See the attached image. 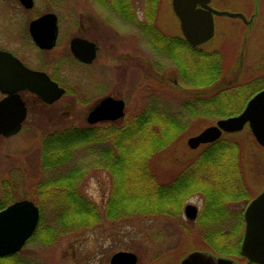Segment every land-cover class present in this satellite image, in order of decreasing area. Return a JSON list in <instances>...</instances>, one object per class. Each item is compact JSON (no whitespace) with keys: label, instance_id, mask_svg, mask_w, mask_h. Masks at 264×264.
Here are the masks:
<instances>
[{"label":"rangeland","instance_id":"obj_1","mask_svg":"<svg viewBox=\"0 0 264 264\" xmlns=\"http://www.w3.org/2000/svg\"><path fill=\"white\" fill-rule=\"evenodd\" d=\"M133 3L138 16H142L147 10L144 0H134ZM168 6V0H159L158 12H156L158 22L164 30H168L171 33L178 32V27H176L177 20ZM213 6L218 10L227 12H240L244 15L245 20L248 18L250 20L251 16L254 17H252L253 19L251 18V22L248 20L250 23H244V19L237 16L216 14L214 16L215 33L211 39L202 43L199 48L181 47L176 49V51L181 55L190 57L191 55H209V53H212L211 50L216 49V54L222 55L223 76L211 87L222 86L231 81L242 82L243 88L237 94V103L240 105L244 98L246 101L256 92L255 90L259 87L260 80L250 83L246 89L245 82L264 76V0H213ZM46 11H52L57 15L59 43L65 41L68 35L75 33V26L78 25L79 20H86L89 15L93 16L94 19H104L110 14L111 20L118 19L115 18L116 15L106 12L104 9L102 10L92 0H34L33 8L26 10L25 21L31 18L33 12L37 14ZM8 19L6 13L4 21H8ZM120 24L123 55L124 52L137 53V55L167 54L161 51L152 52L149 45H146L145 39L140 36L138 29L131 27L125 21ZM26 40H28V36ZM11 42L14 43V41ZM107 43L109 42L107 41ZM26 56L27 58L25 59L33 64H38L40 59L41 61L43 60L40 55ZM52 56L57 57L58 61H60L62 55ZM187 57L186 60L190 61L192 59ZM157 59L160 60L161 65H165V61L160 56ZM154 62L157 63L156 60ZM61 67L62 69L59 66L57 76L63 79L64 84L69 85L75 94L71 100L72 103L69 96L61 97L58 102L61 104L67 101V103L71 104V107L68 108L70 113L69 115L66 114L65 110L67 107L60 110L53 109L54 111L51 110L50 112L47 109L38 116L32 115L16 134L10 137L0 136V189L2 181L7 180L15 189L16 199L30 198L34 201L35 197L27 196V192L33 187L39 176L45 178L53 172L63 171L65 165L68 170L76 164H88L90 167L88 166L84 174L75 180V184L83 197L91 201L99 209H104L114 186V175L104 163L95 164L97 161L95 154L100 153V150L78 149L73 154L76 155L73 158L70 157L72 152L62 156L65 164L59 165L58 170H52V167V171L50 170L49 173L46 171L47 169L40 171L39 153L44 135L53 129L86 125L83 114L86 112L87 106L79 101L86 100L87 96L90 98L89 100L93 101L102 95L101 89L98 88L100 75L97 71L88 73L85 67L74 63L72 60H69L68 64L66 62L62 63ZM164 68L169 71H164L165 75L158 78L156 77L157 73L161 72L162 67L154 65V69L151 72L155 76L153 77V87L151 89H145V86H140L141 84L144 85L146 80L150 81L152 78H148L145 75L140 79L136 92H131L132 84L127 76L122 78L120 84L121 94L126 98L125 119L128 118L130 120V116L146 107L149 102H153L152 105H157V101L165 105V107L157 105L158 107H163L161 108L162 111L186 113L184 121L190 123L188 131L168 149L155 155L154 163L158 179L161 181L169 180L178 171L188 167L189 161L194 154L198 153L199 148H190L186 143L187 137L196 134L203 127L215 123L218 118L216 116L208 117L202 115L193 117L192 115H187V112L183 111L185 110L183 105L191 103L192 100L188 98L193 94H203L201 92L208 89L195 88L190 81V83L185 82L188 80L184 81L183 74L181 75L180 71L175 76L171 72V68L168 66ZM106 74L108 79L106 84L107 86L111 85L113 88V74L112 72L110 74L106 72ZM173 80L179 83V88H177ZM92 86L94 87L91 89ZM249 92L254 93L248 95ZM48 113L50 115H47ZM125 119L115 123V125L120 127L121 124L125 123ZM101 126H107V124ZM226 136L230 140L239 141L245 182L249 186L250 193L254 194L264 186V148L259 146L254 140L247 125L239 131L229 132ZM234 153L233 150H230L229 153L224 154L233 156ZM82 154L85 155L82 156ZM71 158L72 161L68 162L67 160ZM228 167L232 166L228 164ZM204 169L205 167L196 168L190 172H200L198 175L202 178V175L205 176L203 173ZM186 199H188L187 202L189 203H194L195 200H198V205H200L201 199L193 193L187 196ZM243 206L244 202L240 201L230 205V208L240 210ZM184 213L182 209L178 217L152 214V216L148 217L103 218L92 227L63 234L61 238L51 245L34 239L28 240L20 250V259L29 262V264H109V258L114 252L126 250L137 255L136 264H179L180 259L188 251L192 249H209L205 247L207 243L203 240V237L212 229L220 227L225 232L227 231L223 239L229 242H233L238 237V223L235 222L234 217L219 223L206 224L199 223L197 218L194 219L195 217L190 219ZM102 216H104L103 213L100 217ZM43 217L52 220L53 217H56L54 209L45 205L41 218L43 219ZM238 222L240 232L238 238H240L243 221L239 220ZM220 240L222 239H216L214 243H219ZM237 258L241 260L238 256ZM242 263L244 262L241 261Z\"/></svg>","mask_w":264,"mask_h":264},{"label":"trees","instance_id":"obj_2","mask_svg":"<svg viewBox=\"0 0 264 264\" xmlns=\"http://www.w3.org/2000/svg\"><path fill=\"white\" fill-rule=\"evenodd\" d=\"M186 47L189 45L186 44ZM187 58L193 60H187L186 65L194 68L190 69L191 71L186 70V74L182 75L184 81L188 80L185 82H191L195 88L208 90L201 92L203 94L190 96L188 99L192 101L183 105L185 108L183 111L193 117L202 115L226 117L237 114L246 102L244 98L240 105L237 103V94L243 88V83L231 81L222 86L211 87L223 76L222 55H191ZM211 61L218 64V72L213 75H210L209 70ZM256 80H260V83L255 91L263 88L264 76L245 82V89ZM253 93L249 92L248 95ZM156 104L165 107L158 101ZM157 105L153 104L151 108L139 110L120 127L115 124L107 126L86 124L81 127L67 126L55 129L44 135L41 150L47 156L44 158L46 162L61 160L62 156L71 152L70 157L73 158L78 149L100 150V153L95 154L97 160L95 164L104 163L112 171L114 186L104 209H99L82 196L75 184V180L80 178L90 165L76 164L68 170L65 165L63 171L48 174L43 183L33 186L27 192V196L35 197L34 201L40 208L41 217L45 205L54 209L56 217L45 223L43 221L46 218L40 217L42 221L29 240L34 239L51 245L63 234L92 227L103 218L148 217L152 214L176 216L187 196L203 190L206 207H209L212 205L210 199L216 187L228 186L233 176L241 181L243 167L239 141L230 140L225 134L202 145L186 169L178 171L167 181L159 180L154 163L155 155L172 146L188 131L190 123L184 121L186 113L162 111L163 107ZM230 150L235 152L233 156L224 154ZM228 164L233 168L228 167ZM201 167H205L203 170L205 176L202 175V178L198 175L200 172L197 174L190 172V169ZM214 183L216 185H213ZM10 185L7 180L2 181L0 209L16 199L15 189L12 185L10 188ZM224 197L228 195L225 194ZM102 213L105 217H100ZM228 218L197 219L199 223L215 224ZM234 218L239 224L241 218ZM225 233L218 227L208 231L203 240L206 241L209 250L215 253L238 256V252L231 250L229 245L214 243L216 239L224 240ZM20 258L19 252L7 254L0 257V264H29Z\"/></svg>","mask_w":264,"mask_h":264},{"label":"flooded vegetation","instance_id":"obj_3","mask_svg":"<svg viewBox=\"0 0 264 264\" xmlns=\"http://www.w3.org/2000/svg\"><path fill=\"white\" fill-rule=\"evenodd\" d=\"M10 1L0 0V49L5 50L11 55L15 56L23 65L27 66L28 68L45 73L51 81H53L58 85V87L63 89V92L59 97L50 101L46 100V97L50 96L48 92H45L44 95H41L40 93L31 90L28 87L19 88L13 93H10L8 90L0 89V100L10 96V94H17L20 102L22 103L24 117L20 122V129L23 127L26 121H28L32 117V115L38 116L41 113L45 112L47 109H49L50 112L53 109L60 110L64 107H67L65 112L67 115H69L70 111L68 108L71 107V104L67 103V101H64L61 104L58 102V100L63 96H69V99L71 101L74 98L73 96L75 94L74 90H72L69 85H65L64 80L57 76L59 66L62 69V63L66 62V64H68L69 60H72L74 61V63L85 67L86 72L88 73H94L97 71V73L100 75V84H98V88L101 89L102 95L99 96L98 99L93 101L89 100L90 98L88 96L86 97V100L78 101L80 103L83 102L84 105L87 106V110L83 114L86 124L112 125L125 119L126 98L121 94L120 85L124 76H127L129 81L131 80V92H136V90H138V83L140 82V79L144 77V75L148 78H152L150 79V81L146 80V82H144V85L141 84L140 86H145V89H151L153 87V77L155 76L153 75V72H151L154 69V65L162 67L161 72L157 73L156 77L158 78L163 77L165 75L164 71L168 70L167 68H164L165 66L171 68V72L175 76H177L176 73L179 74V69L176 64H186L187 56L181 55L179 52L177 53L176 49L186 47V44L189 45V47L186 48H199L198 45H192L187 42L186 38L184 37L180 28L179 20L173 12L171 0H168V7L177 20L176 27H178V32L171 33L168 30H164L163 27H160L156 13L158 12L157 7L159 5V0H144L147 10L140 17L138 16L136 8L134 6V0H92L96 2L102 8V10L104 9L106 12L116 15V17H114L118 19L111 20L110 14L104 19H94L93 16L89 15L86 20H79L78 25L75 26L76 32L68 35L65 38V41H63L62 43H59V27L57 24V34L55 42L49 47L38 44L35 40H33L29 31L30 22L45 12H40L37 14L33 12L31 18L28 21H25L26 10H30L31 8H33L34 0L33 5L30 7L24 6L20 2V0ZM209 4L214 7L213 0H210ZM6 13L9 18L8 21H4V15ZM252 17L253 16H251V18ZM248 20L249 18L246 20L244 18V23H250L252 21L249 20L250 22H248ZM123 21L128 23V25H130L131 27H135L136 30L138 29L140 31V36L145 39L146 45H149L152 52H166V55L161 54L164 58L161 55H137V53L131 52H124L123 55V48L121 46L120 40V23ZM27 36L28 40H26ZM75 37L80 38L79 43H77V48L80 51V55H84V60L76 57L75 55L77 54H75L72 50L71 41ZM11 41H14V43H12ZM107 41L109 43H107ZM211 51L212 53H209V55H218L215 52L216 49H213ZM26 55H40L43 60L41 61L40 59V62L38 64H33L25 59L27 58ZM52 55H62L60 57L61 60L58 61V58ZM87 55L93 56L92 58H90V60H87V57H89ZM159 56L162 58V60L165 61V65L160 64V60L157 59ZM154 60H156L157 63H155ZM193 68L194 66L188 65L187 71ZM106 72H108V74L112 72L113 74V88L111 87V85L107 86L106 84L108 83ZM174 83H176L177 88H179V83H177V81H175ZM2 85H4V82ZM6 87H9V85H7ZM93 87L94 86H92L91 89ZM107 96L122 100L123 114L114 119L102 118L95 122H89L87 119L88 113ZM152 103L153 102H149V104L143 108H149L150 105L153 106ZM4 113L7 112L4 111ZM5 115L8 116V113ZM47 115H50V113H48ZM105 115H107L106 112ZM127 120L128 118L125 119V122ZM6 122H10L8 118H6ZM20 129L18 131H20ZM17 132L9 135L0 134V136L10 137ZM44 153L45 152L43 150H40V171L47 169L46 171L49 173L52 167V170L56 171L58 170L57 168L59 165L65 164V161H63L62 159L53 162H46L44 158H46L47 156ZM67 161H72V158ZM193 170L194 169H190V171ZM242 177L243 178L241 179V181H239L237 177L233 176L232 182L228 186L220 185L216 187L213 190V196L210 199L212 205H210L209 207H206L205 204L204 190L202 192H194L193 194L195 196H199V199H201L200 205H198V200H195L194 203H189L187 202L188 199H186L180 212L182 211V209L183 212H185V206L187 204H193L196 207V214L194 216V219L198 217H232V219L233 217H240L241 219L239 220L243 221L245 207L247 206L249 201L255 197L256 193H250L249 186L245 182L244 169H242ZM38 179V185H40L42 183L41 180L43 179V177L39 176ZM213 185H216V183H214ZM225 194H227L228 197H224ZM240 201L244 202V206L242 209L237 210L230 208V205H234L236 203H239ZM184 215L188 217L185 213ZM178 216L179 215H176V217ZM243 224L241 232L243 231ZM237 228L239 233V224ZM223 244L229 245L228 247L231 248V250H236L237 252H239L240 243L238 244L235 242L224 240ZM231 258L237 261L236 257H233L232 255Z\"/></svg>","mask_w":264,"mask_h":264},{"label":"water","instance_id":"obj_4","mask_svg":"<svg viewBox=\"0 0 264 264\" xmlns=\"http://www.w3.org/2000/svg\"><path fill=\"white\" fill-rule=\"evenodd\" d=\"M20 2L26 7L33 4V0H20ZM209 2L210 0H171L172 9L179 20L182 33L192 45H199L213 36L214 14L239 16L244 19V15L240 12L218 10ZM29 31L38 44L48 47L53 45L57 34L56 15L47 12L33 19L29 24ZM79 41L80 38L72 39V50L77 54L76 57L84 60V55H80L77 48ZM87 56H89L87 60H90L93 55ZM3 82L4 85H2ZM7 85L9 87H6ZM23 87H28L41 95L48 92L50 94L46 97L48 101L59 97L63 92V89L51 81L45 73L27 68L15 56L0 49V88L13 93ZM4 111L8 113V116ZM122 114V100L107 97L88 113L87 119L89 122H94L102 118L114 119ZM23 117V106L17 94H10L0 100V134L9 135L17 132ZM6 118L10 122H6ZM246 124L255 141L264 148V88L256 91L240 112L218 118L215 123L188 136L186 143L190 148H197L201 144L219 138L223 132L238 131ZM185 214L188 218H194L196 207L187 204ZM263 216L264 189L249 201L244 210L243 236L239 252L246 258V264H264ZM39 217L38 206L28 198L15 200L0 209V256L21 249L34 232ZM136 262L137 255L126 250L116 251L109 258V264H136ZM179 264H238V262L231 257L217 255L209 250L195 249L185 253Z\"/></svg>","mask_w":264,"mask_h":264},{"label":"bare ground","instance_id":"obj_5","mask_svg":"<svg viewBox=\"0 0 264 264\" xmlns=\"http://www.w3.org/2000/svg\"><path fill=\"white\" fill-rule=\"evenodd\" d=\"M177 65V67H178V69H179V71H180V73H181V75L183 74H186V70H187V65L185 64V63H179V64H176ZM27 67V66H26ZM28 68V67H27ZM29 69H31V68H29ZM31 70H33V69H31ZM209 70H210V75H213V74H216L217 72H218V64L217 63H215V61H211L210 63H209ZM35 71H37V70H35ZM58 86V85H57ZM1 89V88H0ZM2 90V89H1ZM107 97H110V96H107ZM107 97H105V98H107ZM104 98V99H105ZM112 98V97H111ZM117 100V99H116ZM248 100V99H247ZM247 100H246V102H247ZM245 102V103H246ZM243 109V108H242ZM241 109V110H242ZM97 121V120H96ZM95 122V121H94ZM92 125H96V124H92ZM54 130V129H53ZM52 130V131H53ZM51 132V131H50ZM49 133V132H48ZM220 138V137H219ZM219 138H217V139H219ZM216 140V139H215ZM46 178V177H45ZM45 178H43L42 180H41V182L43 183V181L45 180ZM38 181H39V179L38 180H36V182L34 183V185L33 186H36L37 184H38ZM39 186V185H38ZM264 189V186L263 187H261L258 191H256L255 193H256V195L255 196H257L262 190ZM6 207V206H5ZM40 217H41V215H40ZM39 217V219H38V221H37V224H36V226H35V229L34 230H36L37 229V227H38V225H39V223H40V221H42V219ZM48 220L49 219H45L44 220V222H48ZM218 228V227H217ZM216 228V229H217ZM213 230H215V229H212V230H210V231H213ZM224 231V230H223ZM225 232V231H224ZM240 233V232H239ZM239 233L237 234L238 235V237H239ZM224 236V238H225V235H223ZM242 236H243V231L241 232V236H240V238H238L237 237V239L236 240H234L233 242H235V243H241V240H242ZM239 239V241H237ZM221 241V240H220ZM219 241V243H223V242H220ZM226 241V240H225ZM216 244V243H215ZM218 244V243H217ZM223 245H226V244H223ZM24 246V245H23ZM22 246V247H23ZM205 247H207V246H205ZM209 248V247H208ZM20 250L21 249H19V250H17L16 252H19L20 253ZM15 252V253H16ZM2 256H5V255H2ZM21 256V255H20ZM1 257V256H0Z\"/></svg>","mask_w":264,"mask_h":264}]
</instances>
